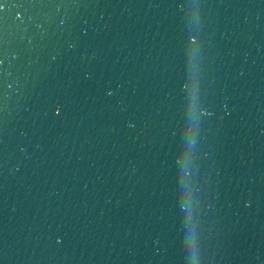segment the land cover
Masks as SVG:
<instances>
[{
	"label": "water",
	"instance_id": "water-1",
	"mask_svg": "<svg viewBox=\"0 0 264 264\" xmlns=\"http://www.w3.org/2000/svg\"><path fill=\"white\" fill-rule=\"evenodd\" d=\"M0 264H264V0H0Z\"/></svg>",
	"mask_w": 264,
	"mask_h": 264
}]
</instances>
